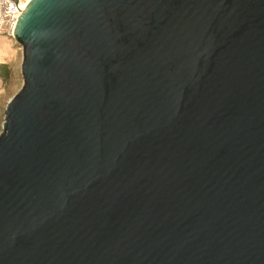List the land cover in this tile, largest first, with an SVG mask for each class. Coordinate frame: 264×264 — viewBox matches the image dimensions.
<instances>
[{
	"label": "water",
	"instance_id": "obj_1",
	"mask_svg": "<svg viewBox=\"0 0 264 264\" xmlns=\"http://www.w3.org/2000/svg\"><path fill=\"white\" fill-rule=\"evenodd\" d=\"M13 41L0 264H264V0H30Z\"/></svg>",
	"mask_w": 264,
	"mask_h": 264
},
{
	"label": "rangeland",
	"instance_id": "obj_2",
	"mask_svg": "<svg viewBox=\"0 0 264 264\" xmlns=\"http://www.w3.org/2000/svg\"><path fill=\"white\" fill-rule=\"evenodd\" d=\"M22 50L15 44L13 38L0 37V65H7L13 72L10 79H0V133L4 123V113L7 103L22 88L23 81L20 72Z\"/></svg>",
	"mask_w": 264,
	"mask_h": 264
},
{
	"label": "built area",
	"instance_id": "obj_3",
	"mask_svg": "<svg viewBox=\"0 0 264 264\" xmlns=\"http://www.w3.org/2000/svg\"><path fill=\"white\" fill-rule=\"evenodd\" d=\"M30 0H0V37L13 38L17 21Z\"/></svg>",
	"mask_w": 264,
	"mask_h": 264
},
{
	"label": "trees",
	"instance_id": "obj_4",
	"mask_svg": "<svg viewBox=\"0 0 264 264\" xmlns=\"http://www.w3.org/2000/svg\"><path fill=\"white\" fill-rule=\"evenodd\" d=\"M13 72L7 65H0V79L2 81H7L11 78Z\"/></svg>",
	"mask_w": 264,
	"mask_h": 264
}]
</instances>
